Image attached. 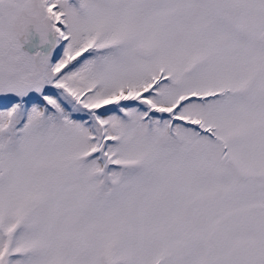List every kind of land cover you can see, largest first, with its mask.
Wrapping results in <instances>:
<instances>
[{
    "label": "snow or ice",
    "instance_id": "obj_1",
    "mask_svg": "<svg viewBox=\"0 0 264 264\" xmlns=\"http://www.w3.org/2000/svg\"><path fill=\"white\" fill-rule=\"evenodd\" d=\"M0 264H264V0H0Z\"/></svg>",
    "mask_w": 264,
    "mask_h": 264
}]
</instances>
